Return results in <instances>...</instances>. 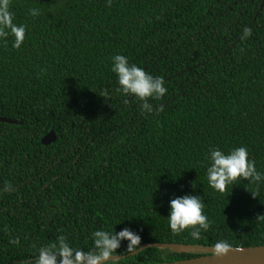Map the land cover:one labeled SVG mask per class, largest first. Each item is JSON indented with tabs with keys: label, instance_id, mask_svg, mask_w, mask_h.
<instances>
[{
	"label": "trees",
	"instance_id": "16d2710c",
	"mask_svg": "<svg viewBox=\"0 0 264 264\" xmlns=\"http://www.w3.org/2000/svg\"><path fill=\"white\" fill-rule=\"evenodd\" d=\"M263 1L12 0L27 31L19 49L0 42V118L15 122H0V264H34L61 235L88 251L93 231L125 226L141 246H264V183L221 193L205 167L210 148L244 146L264 172ZM116 54L164 78L152 113L119 91ZM189 194L211 221L199 240L168 226L169 200ZM201 255L150 248L121 264Z\"/></svg>",
	"mask_w": 264,
	"mask_h": 264
},
{
	"label": "clouds",
	"instance_id": "9594fccd",
	"mask_svg": "<svg viewBox=\"0 0 264 264\" xmlns=\"http://www.w3.org/2000/svg\"><path fill=\"white\" fill-rule=\"evenodd\" d=\"M111 0H109V3ZM32 17L38 16L39 10L29 9ZM27 25L16 22L12 8V0H0V42L7 43L8 38L14 37L12 47L19 49L26 38ZM251 35V30L245 28L241 39ZM111 71L116 74L119 91L125 95L137 97L144 113H152L154 107L149 99L159 100L167 93L165 81L162 76H153L145 68L121 54L111 57ZM107 91L103 97L107 98ZM206 178L209 186L221 193L229 186L237 184L239 180L259 185L264 183V172L257 170L255 161L249 159L248 149L244 146L236 147L228 152L214 147L210 148L206 157ZM12 185L6 183L3 191H11ZM256 196V193H252ZM264 219V215L257 217ZM168 226L173 234H180L189 230L194 240L201 239L202 233L211 227V221L205 214V203L199 195H184L169 200ZM93 247L84 251L73 247L66 236L61 235L57 241L42 246L34 259V264H121L118 255L122 243L127 242L124 253L136 254L143 251L142 238L138 231L125 226L120 231L98 229L91 233ZM12 244H19L18 239L10 240ZM233 246L225 241H217L212 246L214 257L227 255L233 251ZM235 251H243L236 248Z\"/></svg>",
	"mask_w": 264,
	"mask_h": 264
},
{
	"label": "water",
	"instance_id": "95a60500",
	"mask_svg": "<svg viewBox=\"0 0 264 264\" xmlns=\"http://www.w3.org/2000/svg\"><path fill=\"white\" fill-rule=\"evenodd\" d=\"M264 4V1H263ZM0 122L15 123L14 121L6 120L0 118ZM56 141V134L54 131L47 134L43 140L42 144L44 146H49ZM143 251L150 248H159V249H169L174 253H199L203 254L199 257L180 260L175 262H166L161 264H264V246L259 247H248L241 248L243 251H235L236 248H233V251H230L227 255L214 257L212 254V247L204 246H192L185 244H163V243H147L142 246ZM141 251V252H143ZM130 254L128 256L120 255V260L127 258L129 256L137 255Z\"/></svg>",
	"mask_w": 264,
	"mask_h": 264
}]
</instances>
